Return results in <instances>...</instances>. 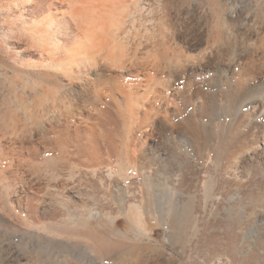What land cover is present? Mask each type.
<instances>
[{
    "label": "bare ground",
    "instance_id": "bare-ground-1",
    "mask_svg": "<svg viewBox=\"0 0 264 264\" xmlns=\"http://www.w3.org/2000/svg\"><path fill=\"white\" fill-rule=\"evenodd\" d=\"M164 2L10 0L0 8V14L21 23L28 69L58 88L52 114L41 110L39 120H31L41 129L50 126L55 135L58 206L77 201V188L89 173L100 183L108 181L113 194L123 191L116 177L126 180L130 168L156 188L170 183L181 151L196 162L229 163L230 177L264 172L262 16L260 20L258 14L234 5L212 12L213 16L196 7L182 11L172 22ZM26 148L30 158L39 154L32 133ZM209 190L208 197L213 194ZM168 194L172 202L155 220L174 234L181 233L194 214L195 197L180 204L181 192ZM142 212L134 210L120 219L147 221ZM117 216L99 217L113 223ZM259 220L264 222V213ZM258 235L254 224L246 238Z\"/></svg>",
    "mask_w": 264,
    "mask_h": 264
},
{
    "label": "rangeland",
    "instance_id": "rangeland-1",
    "mask_svg": "<svg viewBox=\"0 0 264 264\" xmlns=\"http://www.w3.org/2000/svg\"><path fill=\"white\" fill-rule=\"evenodd\" d=\"M263 1L165 0L164 5L171 12L172 22L182 11L193 12L196 7L199 12L212 14L225 7V10H229L233 5L254 12L258 17L262 16V20L259 19L264 21ZM9 2L0 0V8L6 7ZM12 18L0 14V210L5 209L0 211L3 213L0 214V264L264 263V222L259 220L264 213V172L260 170L234 178L228 176L226 168L229 163L216 165L212 162H196L181 151L178 172L175 171L171 176L170 183L153 187L130 168L124 174L126 180L123 181L121 176L116 177L123 191L113 194L107 189L108 181L100 183L89 173L85 179L87 188L84 181L83 186L77 188V201L68 207L58 206V147L55 145V135L50 126L41 129L31 122L39 120L41 110L45 115L52 114L57 105L58 88L49 79L28 69L29 60L22 50L25 44L24 31L21 23ZM17 132L21 134L16 136ZM29 132L38 146L36 153H39L32 158L26 154ZM207 184L212 185L211 188ZM162 186L164 189H161ZM169 190L181 192L180 204L190 200L191 196L195 197L194 214L191 215L190 224L181 233L174 234L173 229L157 224L155 220L156 215L172 202ZM207 190L213 196L208 197ZM117 200L122 202L119 204ZM4 202L8 207L6 205L5 208ZM132 208L143 211L147 221H122L120 218L134 212ZM92 213L93 218L90 219ZM96 214L101 218H106L107 214L113 217L118 215V219L115 223L106 222ZM254 224L259 227V235L247 239L248 230ZM145 230L146 235L143 234Z\"/></svg>",
    "mask_w": 264,
    "mask_h": 264
}]
</instances>
